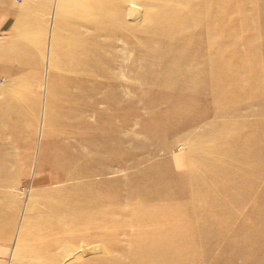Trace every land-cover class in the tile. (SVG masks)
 <instances>
[{"label":"rangeland","instance_id":"1","mask_svg":"<svg viewBox=\"0 0 264 264\" xmlns=\"http://www.w3.org/2000/svg\"><path fill=\"white\" fill-rule=\"evenodd\" d=\"M86 2L107 5L91 12L74 0H0V264H168L169 257L172 264H221L224 256L198 242L197 232L167 229L193 217L206 222V198L181 191L197 182L199 171L211 169L219 184L264 173V156L257 159L261 151L245 135L253 120H264V109L259 116L249 111L264 102V66L250 60L249 34L237 26L252 21L247 10L254 2ZM158 27L167 33L153 38ZM168 63L175 65L168 69ZM164 70L177 77L174 89L159 85ZM87 82L104 87L97 92ZM91 100L96 109L85 111ZM87 122L95 125L80 136L83 156L99 167L106 156L88 147L91 131L97 135L105 123V138L120 137L108 146L114 182L102 186L103 200L109 199L103 204L94 202L93 190L52 194L67 183L60 177L67 173L63 156L77 149L73 126ZM179 176L177 189L171 183ZM160 191L170 199H158ZM79 198L85 205L62 214L64 201ZM227 207L217 203L211 211ZM241 225L217 235L235 247ZM79 230L85 236L77 239Z\"/></svg>","mask_w":264,"mask_h":264},{"label":"bare ground","instance_id":"2","mask_svg":"<svg viewBox=\"0 0 264 264\" xmlns=\"http://www.w3.org/2000/svg\"><path fill=\"white\" fill-rule=\"evenodd\" d=\"M59 1H65V0H59ZM83 3L85 5V8L88 9V11L94 12L97 9L102 8V6H105L107 4H104L103 2L100 3V5H95L93 3H87L86 0H74L75 3ZM254 2V4L251 5L250 9L247 10L251 12L252 14V21H243L241 23H238V30L241 32L246 31L249 35L247 38V41L249 42V49H250V60H253L254 62H257L258 64H263L264 66V31L262 30V25H264V0H239V3H249ZM81 3V4H82ZM124 3V2H123ZM160 2H158L159 4ZM56 4V3H55ZM157 4V6H158ZM193 6L197 7V3H191ZM250 6V5H249ZM132 11H134L132 9ZM122 15V13H121ZM123 16V15H122ZM120 22L121 17L118 19ZM119 24L116 23L115 27L117 28ZM156 25L155 23H151L150 26ZM156 27V26H155ZM115 29V28H113ZM209 34L211 35L213 32V27L211 25L208 26ZM163 27L153 28V33L155 36L157 35L160 37L161 34L167 33ZM117 33L115 32V35ZM109 38L114 41V33L110 32ZM171 40V38H169ZM83 41V40H81ZM85 45L87 41L83 42ZM57 45V44H56ZM56 45H54L56 47ZM80 45V44H79ZM59 46V45H57ZM50 47L52 48L51 44ZM58 52V50L56 51ZM261 52V54H260ZM218 57H214L213 60H215ZM212 59V58H211ZM67 60V59H65ZM244 62V61H243ZM175 63H168L166 64V67L169 69L171 66L173 67ZM214 65L212 64V70L214 69ZM164 68V67H163ZM64 73V72H63ZM99 73V72H98ZM66 74V73H65ZM97 74V73H96ZM81 78H83V75H80ZM60 77V76H59ZM189 76H187L188 81ZM86 80V79H85ZM177 77L171 78L170 73H168L167 70L162 71L161 76L158 78V83L160 86H163V88L168 89H174L176 86ZM88 84L90 82H87ZM94 91L100 92L103 87L104 83L102 84H91ZM120 90H118L115 94L119 93ZM106 98V97H104ZM98 99L97 103H102L101 101H105V99ZM104 99V100H103ZM95 100H91L90 104H85V111H87L91 106L96 109V106L92 104V102ZM85 103V101H84ZM83 103V104H84ZM241 103L237 104L231 111L237 110V107L240 106ZM254 104H251L250 115L253 116H259L261 114V111L264 109V102L257 104L255 108H253ZM78 107V106H76ZM87 109V110H86ZM102 115L106 114L103 112ZM80 114H73L74 117L79 116ZM82 118V115H80ZM78 117V118H80ZM93 123H84V127H81V125H74L73 127L75 129L74 133H71L72 136L74 135L76 138L74 139V142L71 144L76 143V148L74 153L70 155H64L65 164L67 165V173L65 175H62L60 177V180H64L67 183H65L64 186H62L60 189H57L52 193L53 195H57L63 192H68V188H74V191L77 193H80L81 195H84L87 192H90L93 190V192H96L98 195L96 196V199L94 202L99 203H105L109 199L103 200V197L101 196V192L104 191L106 188H102L106 184H110L111 182H114V179H110V175L114 173L113 167L111 166L110 162L111 159L109 158V148L110 141L120 140L118 137L117 139L113 138H105V123H100L99 128L100 132L95 134V132L91 131V134L93 135V139L88 144V147L95 149V151L102 153L106 156L104 159V163H102V167H99L101 165L93 164V160L89 161V159L85 156H83L85 153V150L83 147V141H80V138L83 137L81 134H85L88 132V129L93 128ZM258 126V129L255 130L254 126ZM242 126V122H241ZM253 126V127H252ZM252 131L251 132H245V135H247L248 139L251 141L250 145H255L256 148H259L261 151V154L257 156V159L262 161L264 156V130H261V127H264V120L261 118H256V120H253L251 123ZM121 129V128H120ZM119 131V128L117 129ZM80 134V135H79ZM103 137L101 138V136ZM73 136V138H74ZM81 136V137H80ZM198 138V137H197ZM202 138V137H199ZM203 139V138H202ZM123 140V138H122ZM209 143V142H208ZM208 145V144H207ZM210 145H214L209 144ZM212 147V146H211ZM214 153V152H213ZM216 153V152H215ZM214 153V157H215ZM80 156L84 157V162H80ZM212 153L208 154L206 156L207 160H211L213 158ZM179 162V161H178ZM122 170H125L126 166L121 167ZM118 171V170H116ZM120 171V170H119ZM248 173H250L248 171ZM213 172L211 169L199 171V178L196 183L190 185V189L193 191L191 192L190 189L183 191V195H188L190 199H198V198H206L205 200L209 203V208L205 209L204 214L206 222L201 221L198 217H193L191 220H188V223H174L172 226H170L167 230V232H171L172 230L175 231H191V232H197L200 237H198V242L203 243L207 249H213L215 252H219L220 256H224L223 261L221 264H234L232 261L233 259L238 260L242 259V264H264V173L250 176V175H241V178L239 180H233L228 179L224 180V182L219 184V179L213 180ZM215 175V174H214ZM220 175V174H219ZM95 178V179H90ZM102 180L101 182L99 179ZM127 178L126 176H123ZM255 177V179H254ZM121 178V177H120ZM178 178V180H177ZM176 181L171 183V186H174V188H180L178 185L179 179H184L182 177H177ZM90 179V180H87ZM137 176L133 177V181L138 180ZM254 179V180H253ZM120 180V179H117ZM239 181V182H237ZM261 182V184L259 183ZM193 183V181L191 182ZM167 186V185H166ZM195 186L198 188L205 187L206 189H211L214 191V194H204L201 191H198L195 189ZM177 194H180V192H176ZM182 194V193H181ZM171 194L169 192H163L160 191V194L158 195V199H170ZM262 195V196H261ZM210 196V197H209ZM51 196H49V199ZM198 197V198H197ZM256 197H262V202L252 203V200ZM209 198V199H207ZM47 199V198H46ZM45 199V200H46ZM211 200V201H210ZM86 201H83L82 198H79L76 202H68L64 201V203L61 205V212L69 211L70 209H76L78 207H81L82 205H85ZM217 203H223L227 204L228 207L217 214H213V205ZM248 207L247 211L243 213L241 211V208ZM212 210V211H211ZM60 212V213H61ZM214 212V211H213ZM213 215H215L216 220L212 219ZM247 217L251 219V222L248 223ZM242 220V225L240 227V232H242L238 239V245L235 247H229L230 241H227L228 239L221 237L218 230H222L225 228H234V223L236 221ZM232 221V222H231ZM224 223V224H222ZM81 232V233H80ZM100 234L96 237L99 238L101 235H103V232H99ZM80 236L78 238H82L85 236V234L82 233V231L79 230ZM70 235V233H62V236ZM76 237L75 234H72ZM78 235V233H77ZM82 236V237H81ZM187 236V235H186ZM90 239L94 240L95 237H90ZM196 240V241H197ZM170 246L171 244L169 242L163 243L161 245L162 248H166ZM85 248V247H83ZM97 251V250H96ZM82 252H86V249H83ZM158 254L162 257H164V252H162L161 249L158 250ZM221 252V253H220ZM217 254V255H219ZM169 256V255H168ZM167 256V257H168ZM172 257L176 258L175 263H182L183 257L180 254H173ZM232 259V260H231ZM147 262L150 263L149 257L146 258ZM166 261H169L168 264H172V258H167ZM140 264H143V261H138ZM166 263V262H165Z\"/></svg>","mask_w":264,"mask_h":264}]
</instances>
